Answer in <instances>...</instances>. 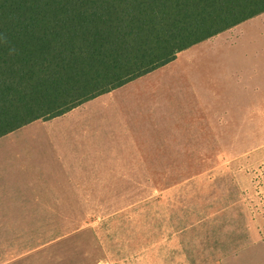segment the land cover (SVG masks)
Listing matches in <instances>:
<instances>
[{
  "label": "rangeland",
  "instance_id": "obj_1",
  "mask_svg": "<svg viewBox=\"0 0 264 264\" xmlns=\"http://www.w3.org/2000/svg\"><path fill=\"white\" fill-rule=\"evenodd\" d=\"M238 68L244 74L252 68L264 72V14L65 115L24 126L0 141V155L25 156L33 150L37 161L56 162L53 144L69 150L60 152L61 161L78 160L79 147L95 145L89 141L98 130L105 144L108 130L102 126L112 115L122 124L116 145L129 146L127 122L144 123L156 114L163 91L176 105L172 92L205 84L211 107L210 88L232 82ZM242 80L247 83L246 76ZM194 95L183 102H193ZM241 116L235 138H190L191 151L176 153V168H153L148 160L143 168L128 170L126 178L97 185V199L80 202L81 215L43 218L55 231L0 234V240L18 245L0 248V264H83L85 257L95 264H264V137L250 136L249 113ZM146 131L147 147L152 136ZM46 173L33 181L42 183Z\"/></svg>",
  "mask_w": 264,
  "mask_h": 264
},
{
  "label": "trees",
  "instance_id": "obj_2",
  "mask_svg": "<svg viewBox=\"0 0 264 264\" xmlns=\"http://www.w3.org/2000/svg\"><path fill=\"white\" fill-rule=\"evenodd\" d=\"M264 14V0H0V138Z\"/></svg>",
  "mask_w": 264,
  "mask_h": 264
},
{
  "label": "crops",
  "instance_id": "obj_3",
  "mask_svg": "<svg viewBox=\"0 0 264 264\" xmlns=\"http://www.w3.org/2000/svg\"><path fill=\"white\" fill-rule=\"evenodd\" d=\"M243 75L246 76L247 83L243 82ZM232 78V82H220L210 88L212 89L211 107L208 102L209 90L205 84H200L196 90L191 86L188 90L178 89L172 92L177 98L174 100L178 103L176 105L168 102L163 91V96L156 99L158 103L156 107L159 109L156 114L147 116L148 118L143 120L144 123L142 121L136 123L133 119L127 122L128 131L132 135L128 141L129 146L116 145V142L119 145L116 130L122 124H119L121 121L117 115H112L113 118L106 120L102 126L105 131L108 130L105 133V144L103 138L102 143L99 142L101 138L97 136L100 131L98 130L89 141L90 145L95 144L94 147H85V145L79 147L78 160L76 158L79 156L74 157L72 162L61 161L60 152L64 154L69 150L65 146L53 144H51L52 152L59 155V160L56 162L37 161L39 158L34 155L33 150L27 151L25 156L18 157L11 153H2L0 155V234L55 231L53 228H48V224H43V218L47 222L48 218L81 215L80 202L96 200L97 185L112 184L113 178H126L129 175L128 170L143 168L148 160L153 163L150 165L153 168H176V153L191 151L187 148L191 146L190 138L202 139L210 135L235 138L236 120H240L243 113L248 112L251 120L249 135L264 137V131L257 128L260 127L258 124L264 126V72L252 68L248 74H244V71L238 68ZM225 92H228V99H225ZM193 93L196 95H194L195 100L192 102L190 99L185 104L183 102L187 101L185 96H192ZM96 122L98 123V120ZM116 125L118 126L115 129ZM93 128H96V124ZM146 130L149 131V136H152L151 145L148 143L147 147L143 137ZM13 133L0 138V141ZM176 136L180 138L176 140ZM83 138L81 139L84 140ZM220 151L225 152L226 149L222 148ZM24 160L27 162L24 163ZM43 168L47 169V173L42 170ZM45 173V182L33 181L34 175L38 174L42 177ZM33 218L41 221L37 219V223H34ZM4 247L16 248L18 245L15 242L12 244L0 240V248ZM94 262L89 257H85L83 264H95ZM103 264L111 263L106 261Z\"/></svg>",
  "mask_w": 264,
  "mask_h": 264
}]
</instances>
